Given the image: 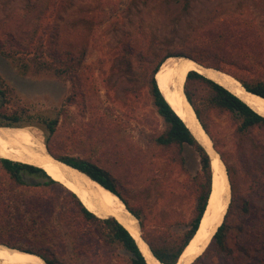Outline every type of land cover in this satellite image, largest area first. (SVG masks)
Listing matches in <instances>:
<instances>
[{"label": "rangeland", "instance_id": "obj_1", "mask_svg": "<svg viewBox=\"0 0 264 264\" xmlns=\"http://www.w3.org/2000/svg\"><path fill=\"white\" fill-rule=\"evenodd\" d=\"M45 1L30 0L31 5L36 4L37 7L24 19L22 10L29 4L27 0H0V40L3 41L9 34L24 37L30 24L43 12ZM67 1L71 3L70 6L65 7L64 12L51 20L58 25L55 33L58 38L47 36L46 40L57 42L59 53L63 50L84 52L82 63L77 70L83 83L82 105L78 102L68 108L65 106L67 116H60L59 134L52 141L54 148L63 143V149L58 150L74 156L84 157L85 154L69 147L64 149V141L71 147L72 140H81L82 144L89 148V140L86 138L89 127L94 125L95 128H100L105 125L116 128L115 138L117 136L118 140L128 138L129 143H132L134 149L144 158L145 165L150 163L153 167L152 159L161 156L162 169L169 154L157 148L156 139L165 126L150 95L151 70L141 65L137 55L148 51L157 55H163L167 51L179 53L186 49L187 44L196 40L199 31L213 30L214 27L220 29L238 16H243L244 20L245 17L252 19L253 27L262 30L264 35V0H148L146 3L135 0ZM243 19L242 24L245 23ZM259 39L258 42H262L264 46V40ZM263 46L260 62H249L245 64L247 69L240 71L251 79L264 82V62H261V59L264 60ZM20 63V60L6 58L0 53V78L7 81L16 93V98L7 110L12 111L13 107L19 111L26 109L22 114L25 122L33 121L28 117L41 115L54 118L57 108L69 96L71 83L60 81L48 74L24 75L20 71ZM5 121L0 119L2 123ZM209 127L219 145L217 151L227 152L228 158L223 160L227 168L232 170L229 177L231 186L235 188L241 202L249 200V214L241 213L243 217L238 218L244 226V233H252L260 227L263 229L264 220L258 222V215L264 211L263 158H256V170H252V174L248 176L237 159L235 129L229 118L226 115H214ZM27 128L33 130L46 143L45 132L40 127L31 124ZM102 134L104 131L95 134L90 138L91 142H96ZM259 134L262 135L263 132H257V135ZM214 139L212 138L213 142ZM103 147H97L96 159L100 157ZM183 156V169L175 164L171 169L166 167L151 176L149 172L146 173L148 164L144 173L130 176L113 162L101 160L103 163L99 165L107 167L121 182V189L132 203H145V199L147 200L146 229L161 225L179 234L191 227V221L195 217V177L201 171L199 157L193 149L186 147ZM252 185L254 191L251 190ZM1 188L5 190L0 191V200L9 205L12 220L10 223L4 221L6 226L0 228L1 238H7L12 240V243L29 249L44 239H50L54 245L59 244L57 237L60 235L63 242L56 246L57 255L67 264H127L130 254L119 245L100 248L94 261L88 257H74L69 243L70 233L82 239L95 227L94 224L79 223V229H72L70 232L65 229L63 223L67 217L78 210L77 203L66 191L58 189L53 194L49 188L44 189L47 201H52L53 215L50 224L44 227L40 223L32 222L33 212L26 211L28 205L24 203L39 195L42 188L25 191L17 188L10 191L8 182L0 180ZM19 215H23L22 224L17 223ZM141 233L143 237L142 228ZM11 236H14L15 240L11 239ZM60 248L65 251L63 255L60 254ZM108 254L109 258L106 259ZM208 261L212 264H231V260L223 263L214 255Z\"/></svg>", "mask_w": 264, "mask_h": 264}, {"label": "trees", "instance_id": "obj_2", "mask_svg": "<svg viewBox=\"0 0 264 264\" xmlns=\"http://www.w3.org/2000/svg\"><path fill=\"white\" fill-rule=\"evenodd\" d=\"M135 1L146 3L148 0ZM27 2L29 4H26V7L22 10L24 19L37 7L34 3V5H31L30 0H27ZM70 4L67 0H46L43 12L39 13L36 20L30 24L31 26L24 37L9 34L3 41L0 40V53L6 58L20 60V71L24 75L29 73L32 76L48 74L60 81H68L71 83L69 96L57 108V114L54 118L41 115L28 117L33 121L25 122L26 120L23 119L22 114L26 112V109L22 108L19 111L13 107L12 111H10L11 109L7 110L16 98V93L13 92V88L7 81L0 78V119L6 120L4 123L0 122V127L25 128L31 124L40 127L45 132V144L51 154L58 160L85 173L92 180L117 195L125 204L127 210L140 221L139 223L144 231L143 238L156 259L163 264H176L196 235L208 207L212 193L213 171L209 155L195 139L183 119L179 117L180 115L176 114L164 98L155 75L168 58L190 57L207 67L233 75L248 91L264 98V82L259 79H251V77L240 71L247 69L245 64L249 62L251 64L260 62L263 43L258 41L259 38L264 40L263 31L253 27L254 21L252 19L245 17L244 20L243 16H238L229 20L220 29L214 27L213 30L204 29L199 31L195 37L196 40L187 44L186 49L179 53L167 51L163 55H157L153 51H148L146 53L140 52L137 55L141 65L151 70L150 95L165 126L164 131L156 139V146L161 152L169 154L162 169L161 162L163 159L161 156H155L152 159L154 161L153 167L150 166V163H147L148 168L146 169L147 164L145 165L144 158L134 149V145L129 143L128 138L121 140H118L117 136L115 138L117 131L115 127L105 125L100 128L99 126L95 128L94 125L89 127L86 133V138H88L90 144L89 148L84 146L81 140L71 139V147L64 141V149L69 147L73 151H80L85 154L84 157L60 152L58 149H63V143H59L60 145L55 146V148L52 145L55 136L59 134L60 116H67L65 106L68 108V106L75 105L78 102L82 105L83 102V83L78 77L77 70L82 63L84 52L77 51L73 53L69 50H61L62 53H59L57 42L46 40L47 36H50V38L56 37L55 33L58 30V25L55 21H51L52 18L54 16L55 18L58 17L65 11V7L70 6ZM242 19L245 21L244 24L241 23ZM254 32L256 34H253ZM128 53L131 54L130 51ZM49 58L52 59L49 60ZM249 59L252 60L249 61ZM261 62H264V60L261 59ZM185 93L204 129L213 139L209 127L212 117L214 115H226L229 118L235 129L234 145L238 162L250 176L252 170H256L257 165L254 163L256 158H263L264 160V116L258 114L225 87L196 71H191L188 74ZM103 131L104 134L96 142H91L90 138ZM257 132H263V134L257 135ZM99 145L104 147L100 157L96 159L95 155ZM214 146L215 148L219 147L215 139ZM186 147L197 153L201 165V171L195 177L197 204L191 227L179 234L173 233L171 230L166 229L167 226L161 225L146 229L145 211L147 200L145 199V203L143 201L132 203L126 197L125 191L121 189V186H123L121 182L107 167H101L99 164L103 163L102 161L113 162L116 167L120 166L121 169L125 170L128 176L144 173L146 169V173L149 172V176H151L154 172L166 169V167L171 169L175 164L180 165L183 169L185 164L183 152ZM220 153L222 159L228 158L227 152L220 150ZM231 171L228 167L229 177H231ZM0 180L8 182L10 191H15L17 188H22L23 191L42 188L39 195L29 198L30 201L23 202L28 205L26 211L33 212L32 222L40 223L44 227L48 226L50 218L53 216L51 214L52 201H47V193L44 189L49 188L53 194L58 189L67 192L69 197L77 203L78 210L75 214L72 213L67 217L65 223H63L65 229L70 232L72 229H79L78 225L84 223L94 224L95 227L91 233L86 234L82 239L70 233L69 243L75 258L88 257V259L94 261L97 258L96 252L100 248H113L119 245L130 254L127 264H148L135 238L119 221L115 218L101 219L89 211L75 193L52 179L42 168L0 158ZM232 189L231 202L223 224L214 235L210 246L193 264H212L211 261H208L212 255L223 263L231 260V264H264V226L263 229L260 227L252 233H244V226L241 220L238 221V218L243 217L241 213H244L243 215L249 214V207L247 206L249 200L241 202L235 188L232 187ZM253 189L252 185L251 190ZM3 190L5 188L0 189V191ZM43 200H46V202ZM0 202H2L0 204V228H3L6 226L4 221L6 223L12 221L10 219L11 211L9 205L1 200ZM263 220L264 211L258 215V222L260 223ZM17 223H23V215L17 216ZM11 237L15 240L14 236ZM12 242V240L9 241L7 238L0 237V244L41 256L47 264H67L57 255L56 246H60L63 242L60 235L57 237L59 244L54 245L50 239H44L38 241L37 245L29 249ZM64 253L65 251L60 248V254L63 255ZM108 258L109 254L106 256V259ZM88 264L93 263L89 262Z\"/></svg>", "mask_w": 264, "mask_h": 264}, {"label": "bare ground", "instance_id": "obj_3", "mask_svg": "<svg viewBox=\"0 0 264 264\" xmlns=\"http://www.w3.org/2000/svg\"><path fill=\"white\" fill-rule=\"evenodd\" d=\"M191 71H197L210 80L220 83L223 87H226V89L246 101L257 113L264 116V99L246 93L233 78L214 70L200 68L199 65L187 57L168 58L158 71L156 81L167 101L180 115L189 129L195 133L198 141L209 153H213L212 138L202 129V125L195 113L186 104L182 92L186 76ZM174 85H176V89ZM27 127H0V158L41 167L52 179L76 193L85 207L98 217H101V219L106 217L104 213L108 209L116 215L135 238L147 263L161 264L142 239V233L139 230L137 221L130 215L120 198L77 170L55 161L50 155L45 153V141L43 142L42 138L40 139L33 130ZM211 162L213 182L212 195L208 207L197 234L176 264H190L195 258L197 259L204 253V249L216 229H218L228 209L229 187L227 179L224 177L223 167L216 156ZM104 208L106 209L104 210ZM8 247L0 245V261L2 264H45L43 259L40 258L41 256L39 257L32 253L27 254L18 249L11 250Z\"/></svg>", "mask_w": 264, "mask_h": 264}, {"label": "water", "instance_id": "obj_4", "mask_svg": "<svg viewBox=\"0 0 264 264\" xmlns=\"http://www.w3.org/2000/svg\"><path fill=\"white\" fill-rule=\"evenodd\" d=\"M188 59H191L194 63H196L197 65H199L200 66V68H203V69H210V70H214V71H216V72H218V73H222V74H225V75H228L229 77H231V78H233L236 82H238L239 84H240V86H241V88L242 89H244L245 91H246V93H249V94H251V95H254V96H256V97H259V98H261V99H264L263 97H261V96H259V95H257V94H254V93H252V92H250V91H248L244 86H243V84L236 78V77H234L233 75H231V74H229V73H227V72H224V71H221V70H217V69H215V68H212V67H207V66H205L204 64H202V63H200V62H198L197 60H195V59H193V58H190V57H187ZM167 61V60H166ZM165 63V62H164ZM160 70V69H159ZM197 72V71H196ZM158 73V72H157ZM157 73H156V75H155V79H156V76H157ZM199 73V72H198ZM200 74V73H199ZM187 77H188V75L186 76V79H185V82H184V84H183V86H182V92H183V96H184V98H185V102H186V104L187 105H189L190 106V108L192 109V111L195 113V115H196V117H197V119H198V121H200L199 120V118H198V116H197V114H196V112H195V109H194V107H193V105L191 104V102L188 100V97H187V95H186V93H185V85H186V82H187ZM213 81V80H212ZM215 83H217V84H220V83H218V82H216V81H214ZM158 84V83H157ZM221 85V84H220ZM179 86V85H178ZM222 86V85H221ZM158 87H159V85H158ZM174 88L176 89V85H174ZM226 88V87H225ZM159 89H160V87H159ZM160 91H161V89H160ZM231 92V91H230ZM161 93L163 94V96H164V98L166 99V97H165V95H164V93L161 91ZM241 99V98H240ZM167 100V99H166ZM242 100V99H241ZM244 101V100H243ZM168 102V101H167ZM245 103H247L246 101H244ZM169 103V102H168ZM170 104V103H169ZM170 106L172 107V105L170 104ZM250 106V105H249ZM251 107V106H250ZM173 108V107H172ZM252 109H253V107H251ZM173 110L175 111V109L173 108ZM254 110V109H253ZM255 111V110H254ZM176 112V111H175ZM176 114L178 115V113L176 112ZM259 114V113H258ZM179 116V115H178ZM180 117V116H179ZM181 118V117H180ZM182 119V118H181ZM201 123V122H200ZM201 125H202V123H201ZM188 127V126H187ZM189 128V127H188ZM202 129L207 133V131L204 129V127H203V125H202ZM190 130V129H189ZM191 131V130H190ZM191 133L193 134V136L195 137V139L198 141V139H197V137H196V135H195V133L194 132H192L191 131ZM208 134V133H207ZM209 135V134H208ZM212 142H213V140H211ZM199 142V141H198ZM199 144L201 145V143L199 142ZM213 153H209L208 151H207V149H205L204 147H203V145H201L204 149H205V151L207 152V154L209 155V157H210V159H211V161H213V159H214V157L216 156L218 159H219V161H220V165H222V167H223V171H224V177L227 179V183H228V187H229V201H228V204H227V208H229V205H230V202H231V198H232V186H231V182H230V178H229V174H228V168H227V166H226V164L224 163V160L221 158V155H220V153L217 151V149L215 148V146H214V142H213ZM44 146H45V153L46 154H48V155H50L55 161H58V162H60V163H62V164H64V165H67L68 167H70V168H72V169H75V170H77L78 172H80V173H82V174H84L85 176H87L90 180H92L88 175H86L85 173H83V172H81L80 170H78V169H76V168H74V167H72V166H70V165H68V164H66V163H64V162H62V161H60V160H58L57 158H55L52 154H51V152L49 151V149L47 148V146H46V144L44 143ZM3 159H7V158H3ZM8 160H11V159H8ZM11 161H13V160H11ZM14 162H17V161H14ZM20 163H23V162H20ZM24 164H27V163H24ZM29 165H31V164H29ZM33 166H35V165H33ZM36 167H39V166H36ZM39 168H41V167H39ZM44 170V169H43ZM48 174V173H47ZM92 181H94V180H92ZM103 187V186H102ZM76 194V193H75ZM77 195V194H76ZM211 195H212V193H211ZM77 197L79 198V196L77 195ZM211 197V196H210ZM80 199V198H79ZM209 200H210V198H209ZM80 201H81V199H80ZM82 202V201H81ZM83 203V202H82ZM123 203V202H122ZM124 204V203H123ZM83 205H84V203H83ZM106 208H104V210H105ZM127 209V208H126ZM228 210V209H227ZM129 212V211H128ZM226 213H227V211H226ZM226 213H225V215H226ZM105 215H106V217H104V218H115L117 221H119L120 222V220L116 217V215L114 214V213H112V212H110L108 209L107 210H105V213H104ZM130 215L137 221V224H138V227H139V230H141V227H140V223H139V220L135 217V216H133L131 213H130ZM204 217V216H203ZM224 218H225V216L222 218V221H221V223H220V225L218 226V229H219V227L223 224V222H224ZM203 219V218H202ZM121 223V222H120ZM122 224V223H121ZM201 224V223H200ZM123 225V224H122ZM124 226V225H123ZM200 227V226H199ZM124 228H126L125 226H124ZM127 229V228H126ZM218 229H216V231H215V233L213 234V236H212V238L210 239V241H209V243H208V245L206 246V248L204 249V252L206 251V249L210 246V244H211V242H212V239H213V237H214V235L216 234V232L218 231ZM128 230V229H127ZM199 230V229H198ZM129 231V230H128ZM198 232V231H197ZM131 234V233H130ZM197 234V233H196ZM195 237V236H194ZM143 240H144V238H142ZM194 239V238H193ZM145 241V240H144ZM146 242V241H145ZM191 243V242H190ZM189 243V244H190ZM146 244H147V242H146ZM1 245V244H0ZM148 245V244H147ZM1 246H4V245H1ZM149 246V245H148ZM7 247V246H6ZM188 247V246H187ZM9 249H11V250H17V249H14V248H10V247H8ZM150 248V247H149ZM140 249V248H139ZM141 251V250H140ZM24 253V252H23ZM27 253V252H26ZM142 253V252H141ZM27 254H30V253H27ZM143 254V253H142ZM203 254V253H202ZM201 254V255H202ZM34 255V254H33ZM200 255V256H201ZM144 256V255H143ZM199 256V257H200ZM155 257V256H154ZM41 258V257H40ZM156 258V257H155ZM181 258V257H180ZM198 258V257H197ZM158 260V259H157ZM180 260V259H179ZM195 260H196V258L190 263V264H193L194 262H195ZM44 261V260H43ZM159 261V260H158ZM45 262V261H44ZM160 262V261H159ZM161 263V262H160ZM0 264H2L1 263V261H0ZM45 264H47V263H45ZM161 264H163V263H161Z\"/></svg>", "mask_w": 264, "mask_h": 264}, {"label": "clouds", "instance_id": "obj_5", "mask_svg": "<svg viewBox=\"0 0 264 264\" xmlns=\"http://www.w3.org/2000/svg\"><path fill=\"white\" fill-rule=\"evenodd\" d=\"M114 194V193H113ZM115 195V194H114ZM117 196V195H116ZM118 197V196H117ZM119 198V197H118ZM121 200V199H120ZM122 201V200H121ZM125 205V204H124ZM101 218V217H100Z\"/></svg>", "mask_w": 264, "mask_h": 264}]
</instances>
